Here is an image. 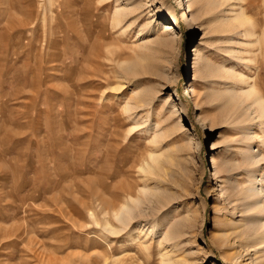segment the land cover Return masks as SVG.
Instances as JSON below:
<instances>
[{
	"label": "rangeland",
	"instance_id": "rangeland-1",
	"mask_svg": "<svg viewBox=\"0 0 264 264\" xmlns=\"http://www.w3.org/2000/svg\"><path fill=\"white\" fill-rule=\"evenodd\" d=\"M221 3L0 0V264H264L244 194L264 124L218 72L264 97V0Z\"/></svg>",
	"mask_w": 264,
	"mask_h": 264
},
{
	"label": "bare ground",
	"instance_id": "bare-ground-1",
	"mask_svg": "<svg viewBox=\"0 0 264 264\" xmlns=\"http://www.w3.org/2000/svg\"><path fill=\"white\" fill-rule=\"evenodd\" d=\"M220 1L222 2L220 5H223L224 3H226L227 1H230V0H220ZM187 7L189 8L190 5L187 4ZM119 11L120 10L115 11V15L113 17L114 24H118L121 21V18H122L121 16H123V15H120ZM125 15H126V13L124 14V16ZM165 20H168V19H165ZM221 21H222L221 26H223L227 29H234V28H237L240 26H244L246 23H248L249 18L246 17V15L243 11V8L241 6H239V8H236L235 10H233L231 12V15L228 19H221ZM164 28H165L164 30H168L171 27L169 26V24H165ZM245 30H247V29H245ZM244 34H245V36H251L253 34V31L247 30L244 32ZM263 40H264V33H263ZM250 43L253 44L252 42H250ZM220 71H222L224 73L223 77H229L235 83H245L246 89L240 88L241 90L238 91L239 97L242 98L243 101H250L251 104L254 105V109H255V113H256L258 121H260V123L264 124V97L257 91L255 85L252 84L250 81H248V78H246V76L242 73H235V74L232 72L229 73V71H231V70H226V68L223 70L222 69L218 70V72H220ZM227 93H230L231 99H234L235 94H233L231 92H227ZM256 136L255 135L251 136V138L256 137ZM261 143L264 144L263 138L261 139ZM149 156H150L149 159L151 158L152 160H154V162L158 160L157 156L152 154V153H150ZM248 159H249L250 163L254 165V164H258L260 162L261 156L258 157V155L256 156V155L250 154L248 156ZM211 161L214 165H216V160H215L213 155L211 156ZM152 166H153L152 163L146 162V166H143L142 169L143 170H149V172H151L150 168H152ZM263 183H264V179L258 178V175H256V173H252V174H250L249 184L244 191V194L246 195V197L248 199H250V201L252 202V204L248 210L254 214L252 217L251 216L249 217L250 220L254 219V223H252L250 228L248 227V229H246V233H245L246 239H248V241L250 242V245H249L250 249L253 250L254 252L264 251V218H262L260 216V215H264V188H263ZM131 201L132 202L133 201L139 202V199H138V197L134 198V199L131 197ZM128 204L120 206L119 208L115 209V211H113V215H114V217H116V220L118 219L122 223V225H124V226H126L130 222V220L134 217L133 216V210L135 208V204H133L134 207H132L133 205L130 206ZM107 223L108 222L105 221V224H107ZM122 225H121V227L109 226L108 230L111 233L112 232L118 233V231L122 230V227H123ZM151 231H152V229H151ZM171 233H172L171 230H168V232H165V234H166L165 240H169V239L174 238L173 237L174 235L172 236ZM144 250H147V247H144ZM168 256H169L168 253H164V252L161 253L160 264H173L174 262L172 261L171 258H168ZM139 264H142V263H139Z\"/></svg>",
	"mask_w": 264,
	"mask_h": 264
}]
</instances>
